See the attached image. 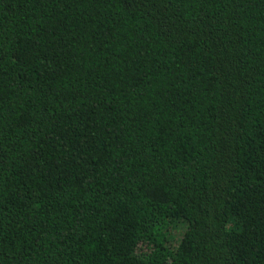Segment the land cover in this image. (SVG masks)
<instances>
[{
  "label": "trees",
  "instance_id": "1",
  "mask_svg": "<svg viewBox=\"0 0 264 264\" xmlns=\"http://www.w3.org/2000/svg\"><path fill=\"white\" fill-rule=\"evenodd\" d=\"M0 264H264V0H0Z\"/></svg>",
  "mask_w": 264,
  "mask_h": 264
},
{
  "label": "rangeland",
  "instance_id": "2",
  "mask_svg": "<svg viewBox=\"0 0 264 264\" xmlns=\"http://www.w3.org/2000/svg\"><path fill=\"white\" fill-rule=\"evenodd\" d=\"M183 226H184V224H183Z\"/></svg>",
  "mask_w": 264,
  "mask_h": 264
}]
</instances>
